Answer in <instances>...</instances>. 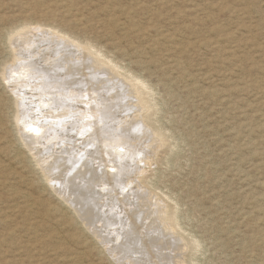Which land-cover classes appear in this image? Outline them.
I'll use <instances>...</instances> for the list:
<instances>
[{"label":"rangeland","instance_id":"obj_1","mask_svg":"<svg viewBox=\"0 0 264 264\" xmlns=\"http://www.w3.org/2000/svg\"><path fill=\"white\" fill-rule=\"evenodd\" d=\"M22 22L98 46L156 104L138 114L165 137L122 135L124 224L150 193L175 214L182 264H264V0H0V264H119L20 139L37 103L24 93L17 106L4 74L15 53L5 30ZM114 103L96 122L110 144L127 117ZM76 116L69 125L86 128Z\"/></svg>","mask_w":264,"mask_h":264},{"label":"bare ground","instance_id":"obj_2","mask_svg":"<svg viewBox=\"0 0 264 264\" xmlns=\"http://www.w3.org/2000/svg\"><path fill=\"white\" fill-rule=\"evenodd\" d=\"M30 23L4 29L12 42L11 51L15 52L11 54L12 69L4 76L8 73L9 86L15 87L17 106L24 93L37 103L35 115L31 113L22 122L19 132L21 141L35 157L33 162L40 166L39 171H43L52 189L74 210L75 217L102 239L119 264H182L179 255L187 244L172 225L175 214L164 213L158 200L153 204L150 193L147 198L142 194L135 208L129 205L134 216L126 213L128 222L124 224V204L128 205L129 195L118 191L116 187L120 188L121 182L114 180L116 172L124 169V156L130 151L127 145L124 148L122 135L131 141L151 135L166 136L150 116L140 118L144 111L156 107L146 98L148 94L139 84L142 80L137 83L134 75H126L124 66L123 72L117 70L120 66L114 58L93 43L78 41L75 35L53 26ZM37 75L42 79H38L40 83ZM48 82L53 89L46 87ZM112 103L116 112L127 117H115L116 125L121 129L124 126V130H119V138L110 144L109 136L100 134L105 126L97 127L96 122L107 123L104 119L111 115L108 108ZM75 115L88 126L69 125ZM25 119L22 117V121ZM90 126L94 128L92 132ZM143 219L148 223L139 225L138 220L143 223ZM172 252L175 254L171 255Z\"/></svg>","mask_w":264,"mask_h":264}]
</instances>
